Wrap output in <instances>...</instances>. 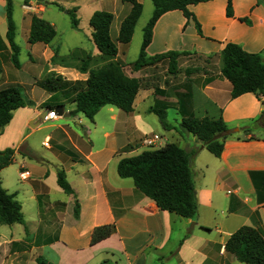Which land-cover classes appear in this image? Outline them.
<instances>
[{"label": "crops", "instance_id": "obj_1", "mask_svg": "<svg viewBox=\"0 0 264 264\" xmlns=\"http://www.w3.org/2000/svg\"><path fill=\"white\" fill-rule=\"evenodd\" d=\"M47 2L31 0L25 6L22 0H12L14 43L19 47V68H15L6 40V0H0V88L18 86L24 101L32 103L13 111L0 132V152L13 151L12 164L0 170V186L14 194L25 222V226L0 224V264H38L37 258L49 264H244L228 254L224 245L243 226L264 238V97L260 100L246 93L232 99L231 84L220 74V54L227 43H234L247 53L259 54L264 62V8L257 0H232L233 16L227 17V1L210 0L189 6V19L178 10L163 14L153 27L147 58L175 52L181 54L178 69L181 58L190 56L201 64L187 66L183 82L176 87L145 80L147 75L141 73L155 65L138 72L129 70L130 77L142 80L133 111L126 114L104 105L89 120L81 113L71 114L79 90L66 85L85 82L88 74L78 71L77 61L61 63L63 57H58L52 62L54 50L61 53L53 40L58 37L57 15L63 12L51 5H60L59 0ZM85 2L95 7L74 0L65 8V14L75 8L78 26L71 31L91 45L78 49L99 54L89 19L95 11L109 12L113 15L110 38L117 46V59L124 62L116 39L130 6L120 0ZM15 5L19 8L17 20ZM33 15L56 30L50 44L28 43ZM22 51L26 52V65L20 60ZM213 58L218 65L207 68ZM46 104L53 111L63 107L68 116L57 115L53 121L30 127L48 110ZM153 107L165 108L166 122L175 129L159 134L158 118L150 111ZM172 111L171 124L167 119ZM189 116L222 118L229 133L218 158L196 137L180 132L182 119ZM153 135L160 138L153 149L174 143L193 152L190 168L197 201L193 218L161 211L136 190L132 179L117 173L121 159L151 149L142 141ZM58 171L65 174L73 194L58 186ZM107 225H114V232L91 244L93 231Z\"/></svg>", "mask_w": 264, "mask_h": 264}, {"label": "trees", "instance_id": "obj_2", "mask_svg": "<svg viewBox=\"0 0 264 264\" xmlns=\"http://www.w3.org/2000/svg\"><path fill=\"white\" fill-rule=\"evenodd\" d=\"M31 0H22L27 6ZM130 6L128 15L121 21L116 42L127 45L132 39L134 28L142 13V5L137 0H120ZM153 13L143 29L142 43L138 58L130 65H125L117 59L118 49L110 38V26L113 15L105 11H95L90 19L92 40L99 54L93 56L80 49L73 50L66 58H60L61 63L68 61L78 62V71L87 73L85 82L71 83L78 88L73 97L74 110L72 115L83 114L92 120L97 111L104 105H111L124 113L133 111V102L142 88V80L127 76L124 68L129 66L131 72H138L158 62H165L167 71L175 75L178 70L179 53L168 52L163 55L147 58L146 48L150 44L152 31L157 20L170 11H181L185 18L192 17L188 7L210 0H151ZM226 16L232 17V2L226 0ZM51 5L57 4L51 3ZM6 40L11 55L10 62L19 68V47L14 43L15 25L12 18V0H6ZM59 10H61L59 8ZM71 26L77 29L78 20L75 10L67 11ZM199 34L200 27L196 23ZM56 36L54 27L42 18L31 17L28 36L29 44H50ZM3 46L0 45V50ZM52 62L59 57L58 49L53 52ZM220 74L231 84L230 97L235 99L243 94H254L258 99L264 97V62L259 54L245 52L234 43H227L220 54ZM25 102L22 91L18 86L0 88V132L12 119L13 111L31 105ZM50 110L51 107L44 106ZM51 111V110H50ZM153 112L162 127L166 130L175 129L166 122L165 108L153 107ZM180 132L191 134L204 144L208 152L218 158L223 149V140L229 130L222 118L198 119L193 116L185 117L180 124ZM192 154L179 148L174 143L166 144L158 149H149L140 154L121 159L117 164V173L121 178L132 179L137 191L151 199L161 211L190 219L196 215L197 201L194 189L193 175L190 168ZM13 151L7 149L0 152V170L8 167L13 161ZM57 184L66 193L73 194L62 171L57 172ZM79 207L74 206V216L77 217ZM20 224L25 226L20 204L14 194H8L0 186V224ZM114 225L96 228L91 235V244H96L108 238L114 232ZM225 251L244 264H264V238L250 227L243 226L227 239ZM38 264H49L43 258H37Z\"/></svg>", "mask_w": 264, "mask_h": 264}, {"label": "rangeland", "instance_id": "obj_3", "mask_svg": "<svg viewBox=\"0 0 264 264\" xmlns=\"http://www.w3.org/2000/svg\"><path fill=\"white\" fill-rule=\"evenodd\" d=\"M79 3H84V6L89 8H93L95 7L94 3H86L85 0H75ZM142 1L144 6V10L142 13V16L140 17L136 28L134 30V34L133 37L130 41V43H128L127 45H121L119 47L120 50V55L121 58L124 60V64L126 65H130L132 64L134 61H136V59L138 58V53H139V49H140V45H141V41H142V34H143V29L145 24L148 22V20L151 18L152 15V3L150 0H140ZM74 0H59L60 5H58V9L60 8L63 13L61 15H57L59 16V20L56 21V29H57V34L58 37L56 39L53 40V44L54 45H59V49H61V53L59 54V57H63L66 58V56L69 55V53L75 49H78L79 47H82L84 49H89L90 48V44L86 41H84L81 37V35L73 33V31H71V22H70V17L65 14V8H69V6L71 5V3H73ZM232 2V0H231ZM42 4V3H39ZM257 4L259 6H262L264 8V0H257ZM14 17L15 20H17L18 18V13H19V8L18 6H14ZM112 11V7L110 6L109 8ZM71 10H75V8L69 9L67 11H71ZM88 11V10H87ZM233 11V9H232ZM52 12L55 14H59L57 13L56 10L52 9ZM84 14L81 15L82 19H84ZM247 22V21H246ZM247 24H249V21L247 22ZM187 56V55H186ZM26 52L22 51L21 53V63L26 65ZM210 62L206 63L204 61L203 62L206 64H210V66H208L207 68H214L216 66V63L218 65V59H212L209 60ZM192 64H194L193 66H196L198 64H201V62L199 60H196L195 57H186V58H181L180 62H179V69L177 70V76L174 77V75L169 74V72L166 70V63L165 62H158L155 64V67H151L149 69H145L141 75H147V77H144L145 80H148L151 84H154L156 86H164L166 84H168V86H174L176 87L178 84V86L180 85L181 82H183V76L184 73L186 72L185 68L187 66H192ZM12 68V65H10ZM192 66V67H193ZM125 73L127 74V76L130 77L129 74V70L130 68H125ZM175 74V75H176ZM165 82H167L165 84ZM151 102V101H150ZM173 119V111L169 112V116H168V122L169 123H173L172 121ZM159 121V120H158ZM160 124V123H159ZM158 130H159V134L161 135H166V129H164L162 127V125H158ZM151 137V136H150Z\"/></svg>", "mask_w": 264, "mask_h": 264}, {"label": "built area", "instance_id": "obj_4", "mask_svg": "<svg viewBox=\"0 0 264 264\" xmlns=\"http://www.w3.org/2000/svg\"><path fill=\"white\" fill-rule=\"evenodd\" d=\"M57 118V114L55 111L51 110L47 113V115L44 117L43 121H53ZM159 137L157 135H153L151 137H146L143 141L142 144L143 146L147 148H155L157 142L159 141ZM26 174L22 173L21 175Z\"/></svg>", "mask_w": 264, "mask_h": 264}, {"label": "water", "instance_id": "obj_5", "mask_svg": "<svg viewBox=\"0 0 264 264\" xmlns=\"http://www.w3.org/2000/svg\"><path fill=\"white\" fill-rule=\"evenodd\" d=\"M36 2H38V3H44V4H48L47 0H36ZM65 13H66V12H65ZM263 103H264V98H263ZM48 112H49L48 110H44V111H42V112L37 116L36 120H35L33 123H31L29 126H30V127H36V126H38L39 124H41V123L43 122L44 117L47 115ZM55 112H56V114H57L58 116H61V117H63V116H68L67 114L64 113V109H63V107H57V108L55 109Z\"/></svg>", "mask_w": 264, "mask_h": 264}]
</instances>
